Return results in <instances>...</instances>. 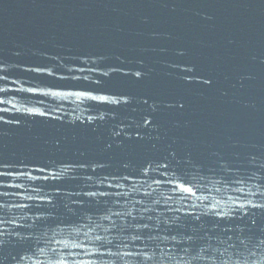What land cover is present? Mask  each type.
<instances>
[{
  "label": "water",
  "instance_id": "95a60500",
  "mask_svg": "<svg viewBox=\"0 0 264 264\" xmlns=\"http://www.w3.org/2000/svg\"><path fill=\"white\" fill-rule=\"evenodd\" d=\"M0 173V264H264V0H0Z\"/></svg>",
  "mask_w": 264,
  "mask_h": 264
},
{
  "label": "snow or ice",
  "instance_id": "6c2138e0",
  "mask_svg": "<svg viewBox=\"0 0 264 264\" xmlns=\"http://www.w3.org/2000/svg\"><path fill=\"white\" fill-rule=\"evenodd\" d=\"M37 71H41V69H36ZM53 73L52 72H49V75H52ZM63 78V77H61ZM36 89H27V91H35ZM51 95L53 96H71V95H75L77 97V99H79L81 96H85L86 93H59V92H52ZM92 99H100V100H105L107 99L106 97H92ZM31 111V110H29ZM43 114V113H41ZM0 175H3V173H0ZM187 191H191V189H187ZM94 195V194H93ZM5 207V205L3 204H0V208H3ZM0 223H3L2 220H0ZM0 236H3V232H0ZM173 240H175V236L172 237ZM190 239V238H189ZM4 241L3 240H0V245H3ZM241 244H243L244 242L243 241H240ZM185 252V254L188 253V249H184L183 250ZM15 259V258H14ZM26 259V257H20V261H19V264H23V261Z\"/></svg>",
  "mask_w": 264,
  "mask_h": 264
}]
</instances>
